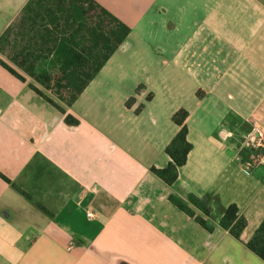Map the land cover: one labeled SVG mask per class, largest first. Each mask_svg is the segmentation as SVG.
<instances>
[{"label":"crops","instance_id":"0c3cea01","mask_svg":"<svg viewBox=\"0 0 264 264\" xmlns=\"http://www.w3.org/2000/svg\"><path fill=\"white\" fill-rule=\"evenodd\" d=\"M95 1L132 32L67 108L79 125L0 65V173L32 197L0 177V264H264L247 247L264 149L242 156L264 132V0ZM28 2L0 0V37ZM181 109L193 148L168 186L151 168L169 164ZM170 195L209 197L214 230ZM231 205L239 240L220 226Z\"/></svg>","mask_w":264,"mask_h":264},{"label":"trees","instance_id":"16d2710c","mask_svg":"<svg viewBox=\"0 0 264 264\" xmlns=\"http://www.w3.org/2000/svg\"><path fill=\"white\" fill-rule=\"evenodd\" d=\"M131 28L95 0H29L11 25L0 37V65L23 83L50 107L64 116L69 126L79 125V120L69 114L89 84L100 73L110 58L131 34ZM204 93L199 91V97ZM134 99L127 101L131 107ZM185 109L176 112L173 123L179 128L167 145L165 152L170 162L164 169L151 168V172L166 185L173 186L180 168L188 161L193 148L188 141ZM253 155L251 150L242 152ZM9 184L11 181L0 173ZM12 187L28 200L31 195L17 185ZM170 202L192 217L209 232L211 205L209 197L203 199L189 195L187 200L170 195ZM39 208L50 214L42 205ZM195 210L203 214L199 216ZM246 220L236 205L227 208L220 226L240 239ZM247 247L264 261V220Z\"/></svg>","mask_w":264,"mask_h":264},{"label":"built area","instance_id":"2783aa9c","mask_svg":"<svg viewBox=\"0 0 264 264\" xmlns=\"http://www.w3.org/2000/svg\"><path fill=\"white\" fill-rule=\"evenodd\" d=\"M255 148L257 150L264 149V132L258 130L257 134L250 140L249 148ZM248 167H252V164L248 163ZM88 217L94 218L95 214L91 211L88 212Z\"/></svg>","mask_w":264,"mask_h":264},{"label":"water","instance_id":"95a60500","mask_svg":"<svg viewBox=\"0 0 264 264\" xmlns=\"http://www.w3.org/2000/svg\"><path fill=\"white\" fill-rule=\"evenodd\" d=\"M251 152L254 153V154H256L257 153V149L251 148Z\"/></svg>","mask_w":264,"mask_h":264},{"label":"rangeland","instance_id":"374dc122","mask_svg":"<svg viewBox=\"0 0 264 264\" xmlns=\"http://www.w3.org/2000/svg\"><path fill=\"white\" fill-rule=\"evenodd\" d=\"M37 99L40 100V98H38V97H37ZM40 101H41V100H40ZM49 109H51V108L49 107Z\"/></svg>","mask_w":264,"mask_h":264}]
</instances>
